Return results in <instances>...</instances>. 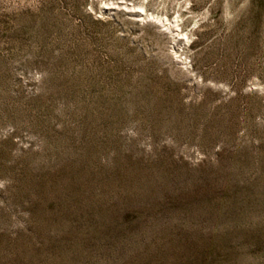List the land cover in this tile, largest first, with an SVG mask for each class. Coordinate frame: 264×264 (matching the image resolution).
<instances>
[{"label": "rangeland", "instance_id": "rangeland-1", "mask_svg": "<svg viewBox=\"0 0 264 264\" xmlns=\"http://www.w3.org/2000/svg\"><path fill=\"white\" fill-rule=\"evenodd\" d=\"M0 264H264V0H0Z\"/></svg>", "mask_w": 264, "mask_h": 264}]
</instances>
